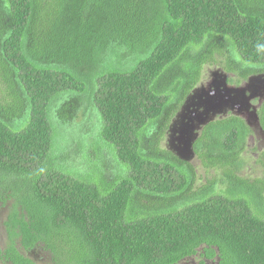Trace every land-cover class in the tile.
<instances>
[{
  "label": "trees",
  "instance_id": "obj_1",
  "mask_svg": "<svg viewBox=\"0 0 264 264\" xmlns=\"http://www.w3.org/2000/svg\"><path fill=\"white\" fill-rule=\"evenodd\" d=\"M214 64L229 85L264 73V0H0L2 258L264 264V153L262 177L242 174L246 121L220 116L195 142L222 172L203 186L164 145ZM77 143L92 159H71Z\"/></svg>",
  "mask_w": 264,
  "mask_h": 264
},
{
  "label": "rangeland",
  "instance_id": "obj_2",
  "mask_svg": "<svg viewBox=\"0 0 264 264\" xmlns=\"http://www.w3.org/2000/svg\"><path fill=\"white\" fill-rule=\"evenodd\" d=\"M219 67L220 66L216 65V64H214L212 66L207 65L205 67L204 72H203V81H202L200 86L208 85L209 83H212L214 81V79H218L217 75H221ZM229 76L232 77L233 75L229 74ZM230 85H233V87H243L245 85V82H242L240 85H238L237 83L230 84ZM259 89L260 88L258 87L255 90V94L257 96L261 95V94H259ZM255 98H258V97H255ZM200 102L201 101H200V97H199L198 99L194 100L190 106H192V108H193L195 104H196V106H198ZM218 114L222 115L221 113H218ZM177 117H178V115H177ZM222 117H225V116H222ZM226 117H229V116H226ZM175 119H176V117H175ZM77 122L78 123L83 122V115L82 114L79 115V119ZM179 123H180V120H179L177 126H179ZM252 136L250 139H248L247 144H246V148H245V152L243 154V158L245 159V162L243 165L242 174L244 173V175L249 176L251 178H256V177L259 178V177L263 176V169L261 167V164L259 163V160L262 158V155L264 153V135L257 132V133H253ZM172 137H173V133L171 135H168L166 137V139L164 140V145L168 147V142H170L171 147L176 152V150L174 149L175 147H173L174 144L172 143ZM178 146H179V143H178ZM88 147H89V145H87V147H86L83 144H79V143L75 144L73 146V149H74L73 151L76 154L71 153V156H72L71 159H73V157H79V162L85 163L86 159H89L92 155H94V153L92 152L93 149H91V148L88 149ZM172 148H170V149H172ZM90 159H92V158H90ZM93 160L95 161V157ZM189 162H191L197 169L198 176L200 177V181L198 183L199 186H203L204 184H206L207 180H209V179L214 180L215 178L218 179V178L222 177V172L217 171L216 169H212L207 173L206 169L203 166L201 159L199 157H197L196 155L194 157H191V160ZM93 164H94L93 165V167H94L95 163H93ZM97 166H99V163H97ZM11 202H9L7 206H1V208H0V252L5 251L8 248V245L10 244V239H9L6 227H5V222L8 219L9 211L11 208ZM36 255L38 256V258L39 257L44 258V260H42L40 262V264H54L52 261V256H51L50 252H48L46 254H42L41 252H36ZM201 261H202L201 257H192V258H189V259L183 261L181 264H201ZM0 264H11V263L7 262L6 259L2 258V256L0 255ZM212 264H214V263H212Z\"/></svg>",
  "mask_w": 264,
  "mask_h": 264
},
{
  "label": "water",
  "instance_id": "obj_3",
  "mask_svg": "<svg viewBox=\"0 0 264 264\" xmlns=\"http://www.w3.org/2000/svg\"><path fill=\"white\" fill-rule=\"evenodd\" d=\"M218 79H214L212 87L209 90H205V99L200 98V104L205 107L204 111L199 113L197 110L193 111L194 118L198 119L202 125L206 124L209 119V115L213 111H222L224 108H229L231 110L244 111L251 106V101L256 97V95L248 94L247 92H253L256 83H260L259 77H253L249 80L248 84L243 87H233L230 86L226 77L222 74L217 75ZM264 82L262 81L261 84ZM252 107V106H251ZM183 112L182 117L187 118V115ZM192 115V116H193ZM173 133V132H172ZM179 137H177V143L175 145V150L177 154L186 161H190L191 157L196 155L194 150V144L196 142L197 134L194 124L183 123L179 131Z\"/></svg>",
  "mask_w": 264,
  "mask_h": 264
},
{
  "label": "flooded vegetation",
  "instance_id": "obj_4",
  "mask_svg": "<svg viewBox=\"0 0 264 264\" xmlns=\"http://www.w3.org/2000/svg\"><path fill=\"white\" fill-rule=\"evenodd\" d=\"M253 77L254 78L259 77L261 80L260 83H256L255 86H253V88H254L253 92H249V91L247 92L248 94L256 95L255 90L258 87L260 88L259 94H261V95H258V96L256 95V97H258V98L254 97V99L252 100L254 106L253 107L250 106L248 109H246L244 111H239V110L233 111L229 108H224L221 112L220 111H213L210 113L209 119H208V121H206L205 125H202V123L198 119H196V117L194 118V115L192 113L194 110L195 111L197 110L196 114H198V116H200L199 113L204 111L205 107H202V105L199 103L198 106H196V104H195L194 105L195 108L193 107L194 108L193 109L192 106H190V105L194 100L198 99L199 97L205 99L204 91L209 90L210 87H212L214 85L212 82V83H209L208 85H202V86L197 87L193 91L192 95H190L189 99L185 102V105L183 106L181 112L178 114V117L175 119V121L173 123V125L175 124L171 130V134L173 132V137H172V143L174 144L173 147H175V145L178 144L176 140H177V137L180 136L179 131H180L183 123L194 124L195 129H196L197 138H199L201 136V133L203 132V130L206 128V126H208L214 120H217V118L220 116L226 117V116H232V115L236 116L237 115L239 117H242L246 121V123L250 126V128L254 131V133L259 132L262 135H264V126L262 124V122H263L262 113L263 112L261 110L264 107V83L261 84L262 81L264 82V73H261L259 75H254L251 78H253ZM249 80L245 82L244 86H246V84H248ZM183 112H185L184 114L187 115V118H185L186 121H184V118L182 117ZM218 113H221L222 115H220ZM179 120H180V123H179V126H177ZM36 252H41L42 254L47 253L44 248H35V249L30 250V251H22V253H24L26 256L30 257L36 264H40V262L42 260H44V258L43 257L38 258V256L36 255ZM212 263L213 262H211V261H206V264H212Z\"/></svg>",
  "mask_w": 264,
  "mask_h": 264
},
{
  "label": "clouds",
  "instance_id": "obj_5",
  "mask_svg": "<svg viewBox=\"0 0 264 264\" xmlns=\"http://www.w3.org/2000/svg\"><path fill=\"white\" fill-rule=\"evenodd\" d=\"M251 106L253 107L254 106V104H253V102L251 101Z\"/></svg>",
  "mask_w": 264,
  "mask_h": 264
}]
</instances>
